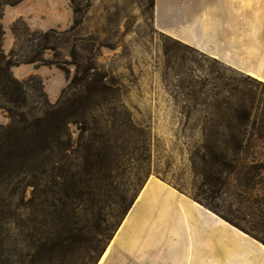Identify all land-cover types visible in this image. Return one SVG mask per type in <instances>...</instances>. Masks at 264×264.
I'll use <instances>...</instances> for the list:
<instances>
[{
  "label": "rangeland",
  "instance_id": "1",
  "mask_svg": "<svg viewBox=\"0 0 264 264\" xmlns=\"http://www.w3.org/2000/svg\"><path fill=\"white\" fill-rule=\"evenodd\" d=\"M74 3L84 10L76 32L67 33L63 46L55 52H43L46 61H57L63 68L38 63L21 68L20 77L12 72L14 66L11 72L20 80L36 76L47 99L54 103L75 71L70 54L73 47L77 58L90 63L95 76L107 88L94 96L84 88H71L59 100L61 103L76 100V113L83 110L80 117L92 126L99 125L92 132L114 138L119 152L123 148L128 153L146 143L149 170L138 180L137 162L128 154L114 161L116 178L103 185L104 193L97 197L85 196L82 202L76 200L73 204L75 209L70 212L69 220L78 238L71 256L67 261L54 259L44 264H96L126 214L124 207L148 178L161 180L191 198L201 183L195 167L202 165L203 137L215 131L210 126L212 123L222 116L224 121L230 118L227 112L216 113L213 106L224 102H252L251 121L255 124L248 126L247 135L253 139L258 135L259 122L264 120V85L261 84L264 82L156 26L154 0H89L88 4L85 0H74ZM169 13L179 25L189 21L187 10L178 8ZM219 13L221 10L213 8L206 17L212 21L209 25L212 34L216 28L214 14L219 17ZM72 18L70 0H20L13 5L5 4L0 18L3 50L8 52L28 38L30 32L50 28L62 32L70 26ZM8 122L9 118L0 109V124ZM81 126V122L68 124L74 140ZM253 153L264 156V141L255 140ZM69 155L64 164L75 162L70 160L73 154ZM47 179L46 184L50 186V178ZM173 184L180 186L181 191ZM30 191L31 187H27L24 202L30 197ZM45 197L50 200V192ZM214 202L224 213L231 204L232 213L238 216L241 225L256 234L264 231L256 216L247 215L244 204L232 202L223 193ZM137 212L129 218L126 230L138 228L137 234L141 236V217ZM43 220L46 231L56 230L50 213Z\"/></svg>",
  "mask_w": 264,
  "mask_h": 264
},
{
  "label": "trees",
  "instance_id": "2",
  "mask_svg": "<svg viewBox=\"0 0 264 264\" xmlns=\"http://www.w3.org/2000/svg\"><path fill=\"white\" fill-rule=\"evenodd\" d=\"M19 1L0 0V18L3 5ZM70 2L73 18L67 29L62 32L54 28L30 32L28 38L8 52L2 47L0 22V109L9 118L7 124H0V264H44L54 259L67 261L78 238L69 220L70 212L75 209L74 202H82L85 196L97 197L104 193L103 185L116 178L117 166L115 168L113 162L125 154L137 162L136 179L149 170L146 143L142 142L128 153L123 152V148L119 152L114 138L92 132L94 128H100L99 125L92 126L80 117L83 110L76 113V100L62 103L59 100L62 93L71 88H84L93 96L107 88L101 78L95 76L93 66L77 58L73 47L70 54L75 71L54 103L47 99L36 76L20 80L11 72L12 66L20 64H54L63 68L57 61H46L43 52H55L62 47L65 35L75 33L81 23L83 8L74 0ZM85 2L88 4L89 0ZM213 107L216 113H229L230 118L224 121L222 116L221 120L212 123L210 126L215 131L203 137L200 145L202 165L195 167L201 183L190 196L264 244V231L256 234L241 225L238 216L232 213L231 204L229 211L224 213L214 202V198L222 193L228 195L232 202L244 204L247 215L256 216L264 225V156L257 157L253 153L255 140L264 141V120L259 122L258 135L253 139L252 135H247L248 126L255 124L254 120L251 121L252 102H224ZM77 122L82 126L77 140H74L68 124ZM135 149L136 153H133ZM68 153L74 156L70 158L75 160L73 165L63 163L70 157ZM46 178H50V186L46 184ZM173 186L180 190V186ZM27 187H31V195L24 202ZM49 192L50 200L45 197ZM137 193L138 190L124 207V214ZM26 209L29 210L27 214ZM49 213L54 221L53 227H56L53 232L43 227L44 216Z\"/></svg>",
  "mask_w": 264,
  "mask_h": 264
},
{
  "label": "crops",
  "instance_id": "3",
  "mask_svg": "<svg viewBox=\"0 0 264 264\" xmlns=\"http://www.w3.org/2000/svg\"><path fill=\"white\" fill-rule=\"evenodd\" d=\"M178 8L189 11L186 24L169 13ZM213 8L221 10L219 17L214 14V34L206 19ZM154 23L264 82V0H154ZM29 65L12 72L20 77ZM136 212L141 236L138 228L126 230ZM96 264H264V245L189 196L148 178Z\"/></svg>",
  "mask_w": 264,
  "mask_h": 264
},
{
  "label": "bare ground",
  "instance_id": "4",
  "mask_svg": "<svg viewBox=\"0 0 264 264\" xmlns=\"http://www.w3.org/2000/svg\"><path fill=\"white\" fill-rule=\"evenodd\" d=\"M158 10V9H157Z\"/></svg>",
  "mask_w": 264,
  "mask_h": 264
}]
</instances>
